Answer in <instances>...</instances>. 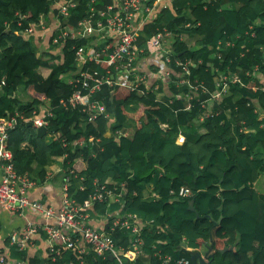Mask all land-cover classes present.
Returning <instances> with one entry per match:
<instances>
[{
  "label": "trees",
  "instance_id": "obj_1",
  "mask_svg": "<svg viewBox=\"0 0 264 264\" xmlns=\"http://www.w3.org/2000/svg\"><path fill=\"white\" fill-rule=\"evenodd\" d=\"M74 1L64 19L50 0H0V118L18 114L7 140L15 173L42 184L60 161L62 185L78 203L93 193L95 182L116 187L121 203H96L94 213L120 210L152 221L140 235L145 256H123V264H162L157 251L170 257L168 264H192V255L203 257L208 246L210 264H264V187L255 188L264 175V88L256 76H264V0H173L158 10L142 29L140 43L159 29L171 32L173 56L191 62L189 81L208 93L187 85L178 90L176 83L168 93L145 92L143 86L132 89L128 77L118 85H101L91 96L105 107L92 120L81 107L60 104L76 90L68 83L79 69L76 48L97 38L77 27L90 14L89 1ZM109 4L95 0L94 13ZM53 17L63 30L80 31L81 37L69 34L53 44ZM41 18L45 33L24 37L25 28ZM39 38L47 42L44 50L34 42ZM108 69L105 62L82 66L96 81ZM216 71L240 82L229 83L214 100ZM189 92L194 98L188 109L184 98L167 97ZM41 110L51 116L38 128L30 119ZM179 135L184 137L180 145ZM181 188L191 195L179 197ZM110 234L117 246L130 245L127 230ZM224 247L228 250L221 253ZM6 249L10 259L42 261L9 245V238ZM59 258L74 256L64 250ZM83 258L87 264H117L108 254L88 251Z\"/></svg>",
  "mask_w": 264,
  "mask_h": 264
},
{
  "label": "built area",
  "instance_id": "obj_2",
  "mask_svg": "<svg viewBox=\"0 0 264 264\" xmlns=\"http://www.w3.org/2000/svg\"><path fill=\"white\" fill-rule=\"evenodd\" d=\"M50 1L57 16L64 19L69 17L70 9L76 6L74 0L66 3L59 0ZM88 1L90 14L87 18L78 21L77 27L82 28L86 34H94L97 38L86 46L76 48V63L79 69L74 78L68 81L76 90L67 101H61L60 104L64 109L81 107L89 120H92L103 114L105 107L98 101H93L91 96L101 85H118L122 79L128 77L127 81L132 89L143 86L145 92L151 90L159 92L155 85L159 80L168 81V85L176 83L178 90L187 85L190 91L200 90L202 93H208L207 88L202 84L197 81L193 84L189 81L191 62L173 56L170 45L173 37L171 32L159 29L150 36L145 45L140 43L139 37L144 26L151 24L158 10L166 9L173 0H110V4L97 13H94L93 8L95 0ZM46 30L47 26L41 18L39 23L25 28L23 34L24 37L34 38L36 34L42 35ZM69 34L76 37V40L81 37L80 31L74 35L63 30L58 20V23H55L52 43L58 44ZM100 62H105L109 67L106 77L100 81H96L91 74L82 70V66L87 63ZM216 73V92L211 95L214 100L225 93L229 83L240 82L237 76L228 77L227 74L219 71ZM172 76H177V80L172 81ZM3 84V81H0V87ZM176 96L187 101L186 109L190 107V101L194 98L191 92ZM176 96L170 95L171 98ZM207 114H203L200 121ZM50 116L49 111L41 110L30 121L35 127H44ZM17 117L18 114L15 113L12 117L0 118V208L14 215L30 210L42 220V223L29 222L19 230L13 231L9 236V244L18 251L26 252L32 246V238L44 233L48 242L47 257L39 264H87L83 255L88 251L100 257L108 254L117 264H123V256L131 259L139 255L145 256L140 235L146 226L152 224V221H143L132 213L121 214L120 210L106 211L102 215L92 210L96 203L120 204V193H117L116 187L108 188L106 184L100 185L95 182L93 193L82 203H78L68 195L67 185H62L61 200L57 208L47 201L28 198L27 192L33 181L28 176H18L15 173L12 153L7 147L8 132L16 125ZM117 134L119 135L120 132ZM183 141V135H179L177 144L180 145ZM190 195L191 192L187 188H181L178 192L179 197ZM91 213L98 218V222H102L101 228L93 223ZM117 229L129 232L131 241L127 248L117 246L111 238L110 233ZM160 229L167 230L168 227L163 226ZM64 250L71 252L74 259L60 262L59 256ZM6 256L8 254L0 251V264H32L26 259H10ZM154 256L161 260L162 264H168L171 260L158 251Z\"/></svg>",
  "mask_w": 264,
  "mask_h": 264
},
{
  "label": "crops",
  "instance_id": "obj_3",
  "mask_svg": "<svg viewBox=\"0 0 264 264\" xmlns=\"http://www.w3.org/2000/svg\"><path fill=\"white\" fill-rule=\"evenodd\" d=\"M52 23H58V19L53 17ZM51 23V24H52ZM43 35V34H42ZM39 35V36H42ZM36 43V41H34ZM36 45L39 47L40 44ZM40 49V47H39ZM40 49V50H44ZM175 72V70H174ZM257 79L259 80L260 84L264 88V76L257 75ZM168 81H157L156 86L158 90H164V92H169V85L167 84ZM170 99L177 100L179 97H173ZM109 135V133H108ZM62 165L60 161H56L50 168L49 172L46 175L45 181L42 184H37L33 181V184L30 186L27 195L28 198L31 200H42L47 201L54 207H58L61 200L62 195V179L60 178L59 174L62 173L61 169ZM255 188H258V184H255ZM263 189V187H262ZM151 192V191H147ZM93 223L98 226V228L102 227V222H98V218L93 216L91 213ZM33 222V223H42V220L33 214L30 210H25L21 214H10L7 211H4L0 208V251L3 253L8 254L9 249H6V244L10 234L15 231L19 230L23 227L26 223ZM10 245V244H9ZM47 247L48 242L46 235L38 234L32 238V246L26 251L28 258L39 257L38 259L44 262L47 257Z\"/></svg>",
  "mask_w": 264,
  "mask_h": 264
},
{
  "label": "water",
  "instance_id": "obj_4",
  "mask_svg": "<svg viewBox=\"0 0 264 264\" xmlns=\"http://www.w3.org/2000/svg\"><path fill=\"white\" fill-rule=\"evenodd\" d=\"M189 210H191L194 213L196 212L195 209H194V207H193V202H190V204H189ZM213 224L216 225L217 222H214L213 221ZM181 247L183 249H185V247H186L185 243H182L181 244ZM211 249H212V246H208L207 247V251H206V253L204 254L203 257L199 253L193 254L192 257H191L192 264H210L209 258H212V255L209 256L208 254L211 251ZM226 250H228V248L227 247H224V249L221 250V253L225 252Z\"/></svg>",
  "mask_w": 264,
  "mask_h": 264
},
{
  "label": "rangeland",
  "instance_id": "obj_5",
  "mask_svg": "<svg viewBox=\"0 0 264 264\" xmlns=\"http://www.w3.org/2000/svg\"><path fill=\"white\" fill-rule=\"evenodd\" d=\"M55 18H56V17H55ZM51 19H52V18H51ZM49 23H50V22H49ZM40 42H41V41H40V38H39V40H36V43H37V44H40V46H39L40 49H43V48H45V46H47V44H46L47 42H46V41H44L43 44H41ZM190 44L193 45L192 42H190ZM258 184L260 185L258 188H261V190H262V187H264V175H261V176H260V179H259V181H258Z\"/></svg>",
  "mask_w": 264,
  "mask_h": 264
}]
</instances>
